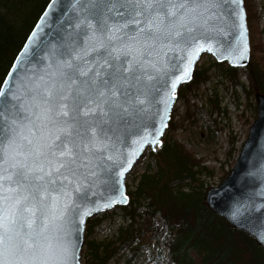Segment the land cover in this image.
I'll list each match as a JSON object with an SVG mask.
<instances>
[{
    "label": "snow or ice",
    "instance_id": "6c2138e0",
    "mask_svg": "<svg viewBox=\"0 0 264 264\" xmlns=\"http://www.w3.org/2000/svg\"><path fill=\"white\" fill-rule=\"evenodd\" d=\"M241 2L75 0L42 72L0 90V264H78L70 224L79 232L115 194L127 199L119 182L132 161L117 146L153 105H164L155 115L166 127L168 100L198 54L219 45L223 59L247 58Z\"/></svg>",
    "mask_w": 264,
    "mask_h": 264
},
{
    "label": "rangeland",
    "instance_id": "374dc122",
    "mask_svg": "<svg viewBox=\"0 0 264 264\" xmlns=\"http://www.w3.org/2000/svg\"><path fill=\"white\" fill-rule=\"evenodd\" d=\"M249 6L256 17L257 30L255 42L250 44H256L258 55L264 56V0H249ZM216 62L212 55L201 56L196 69H208L209 80L185 92V98L177 100L173 116L176 128L165 134L200 161L195 168L198 182L194 185L201 184L206 192L218 187L226 173L235 166L257 117L255 95L248 97L244 89L249 85L245 75L239 73L240 85L234 86L223 70L226 65L220 68ZM152 152L146 149L127 176V192L136 191L144 173L156 171ZM186 189L190 190V186ZM141 202L137 209L128 203L126 208L115 207L107 215L101 214L89 220L84 233L82 264H171L166 241L172 234L163 226L160 213L153 217L146 213L149 200ZM90 241L101 246L98 259L88 251L87 243Z\"/></svg>",
    "mask_w": 264,
    "mask_h": 264
},
{
    "label": "trees",
    "instance_id": "16d2710c",
    "mask_svg": "<svg viewBox=\"0 0 264 264\" xmlns=\"http://www.w3.org/2000/svg\"><path fill=\"white\" fill-rule=\"evenodd\" d=\"M50 1L0 0V90ZM245 9L250 40L255 42L256 17L249 0H245ZM258 52L257 45L252 44L249 64L243 68L216 63L220 68L226 65L223 70L234 86L240 85L239 73L245 75L249 83L247 88L244 86L248 97L257 92L264 94V56L258 55ZM208 71L195 69L191 82L178 90V99L185 98V92L206 83L209 80ZM175 128L172 117L168 132ZM151 155L155 158L156 171L144 173L136 191L128 192L129 206H136L134 209H137L142 200H149L146 213L152 217L156 213L161 214L163 226L172 234L166 241L171 264H264V249L257 241L233 228L206 206V191L201 184L194 185L198 182L195 168L200 161L192 152L171 136H164L163 145ZM187 186L190 190L186 189ZM87 246L89 253L98 259L100 244L90 241Z\"/></svg>",
    "mask_w": 264,
    "mask_h": 264
},
{
    "label": "water",
    "instance_id": "95a60500",
    "mask_svg": "<svg viewBox=\"0 0 264 264\" xmlns=\"http://www.w3.org/2000/svg\"><path fill=\"white\" fill-rule=\"evenodd\" d=\"M74 2L75 0H58L55 9L52 11H49L48 6L46 7L23 49L17 56L1 90H7L9 86L15 90L21 82H27L30 77L39 75L42 72L47 64V60L42 59V57H45L56 46L68 22L73 20L75 16V10L72 8ZM241 9L244 13L245 40L248 45L247 58L233 60L229 57L228 59H223L221 54L227 55V53L223 52L219 45H212V52L205 50L198 54L191 72V78L187 79L186 82H179L174 94H176L183 84L190 82L195 66L203 54L213 55L218 62H227L231 67L235 68L245 67L249 64L250 41L244 0L241 2ZM45 12H49L47 24L40 30L36 26L40 23L41 19H44ZM33 32L37 33V38L34 43H30L33 40ZM229 39H232V37ZM208 46L206 44L205 49ZM29 49L31 51H28ZM26 52L27 54H25ZM173 55L179 54L170 52L168 58L172 59ZM167 96L168 89H164L159 99L166 100ZM255 98L257 102V117L249 129L248 136L238 155L236 164L218 187H212L207 191L205 202L210 210L223 217L233 228L255 239L264 249V239H261L264 236V94L257 92ZM175 103L176 96L174 99L168 100L167 116L164 118L166 127L161 128L159 116L155 115L157 107L160 109L159 115H163L165 110L164 105L162 103L153 105L151 108L153 115H150L141 127L136 129L124 143L117 146L132 161L130 166L126 165L127 171L120 178L119 182V190L124 196H126V177L131 173L135 164L142 159L145 150L150 148L154 151L162 145V138L168 128ZM149 141L154 142L150 143ZM96 190L100 191L99 188ZM103 195L107 196L108 191L106 190ZM114 199L116 202L112 203L111 206L107 208L101 207L99 211L93 210L91 215L85 217L84 224L79 225V232L76 231V224H70V235L67 239L70 243L76 245L79 258L78 264H82L81 252L85 245L84 232L87 220L108 212L115 206H124L129 201L128 198L126 201L121 200L119 194H115ZM101 203H103V200ZM256 209H261V211H256Z\"/></svg>",
    "mask_w": 264,
    "mask_h": 264
},
{
    "label": "bare ground",
    "instance_id": "6f19581e",
    "mask_svg": "<svg viewBox=\"0 0 264 264\" xmlns=\"http://www.w3.org/2000/svg\"><path fill=\"white\" fill-rule=\"evenodd\" d=\"M32 31H33V30H32ZM30 34H31V33H30ZM29 36H30V35H29ZM28 38H29V37H28ZM27 40H28V39H27ZM26 42H27V41H26ZM24 45H25V44H24ZM23 47H24V46H23ZM22 49H23V48H22ZM22 49H21V50H22ZM20 52H21V51H20ZM20 52H19V53H20ZM18 55H19V54H18ZM18 55H17V56H18ZM16 58H17V57H16ZM15 60H16V59H15ZM198 62H199V61H198ZM198 62H197V64H198ZM197 64H196V66H197ZM196 66H195V67H196ZM12 67H13V66H12ZM9 72H10V71H9ZM5 80H6V79H5ZM4 82H5V81H4ZM3 84H4V83H3ZM2 86H3V85H2Z\"/></svg>",
    "mask_w": 264,
    "mask_h": 264
}]
</instances>
